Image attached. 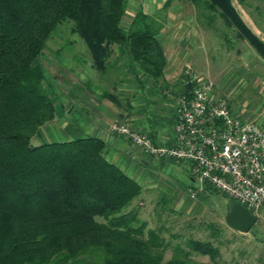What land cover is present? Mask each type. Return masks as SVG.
Here are the masks:
<instances>
[{"label": "trees", "instance_id": "obj_1", "mask_svg": "<svg viewBox=\"0 0 264 264\" xmlns=\"http://www.w3.org/2000/svg\"><path fill=\"white\" fill-rule=\"evenodd\" d=\"M127 1L0 0V264H231L218 261L209 241L172 246L162 222L150 228L140 220L143 188L106 161L100 138L32 142L56 114L36 62L63 24H71L102 77L119 47L155 86L163 84L160 37L173 0L153 15L137 10L123 27ZM190 1L210 27L219 17L264 60V40L232 0ZM193 255L210 262L194 263Z\"/></svg>", "mask_w": 264, "mask_h": 264}, {"label": "rangeland", "instance_id": "obj_2", "mask_svg": "<svg viewBox=\"0 0 264 264\" xmlns=\"http://www.w3.org/2000/svg\"><path fill=\"white\" fill-rule=\"evenodd\" d=\"M162 1L128 0L123 27L139 9L156 13L163 5ZM232 1L245 23L264 40V1L244 0L242 4L239 0ZM168 22L173 26L164 37L184 39L173 54L181 61L180 74L187 67L191 68L213 84L215 97L229 101L234 114L254 122L258 116L264 120V60L249 44L237 39V31L226 29L219 17L213 18L210 27L207 18L196 11L190 0H173L167 11ZM183 48H191V57L188 58ZM42 53L36 63L43 69L45 87L53 100L56 101L59 94L69 97V94L84 91L79 87L82 80L93 73L90 69L92 60L88 49L71 33V24L59 26ZM238 107L244 109V115ZM176 169L181 175L182 171ZM153 173L160 179L151 189H143L144 204L139 213L140 220L146 221L148 227L154 228L162 222L165 227L163 236L171 240L172 246L180 244L185 248L184 242L188 239L209 241L219 250V262L264 264V214L250 230V235L239 234L225 224L226 214L235 202L215 191L191 199L182 182L173 178L169 170H155ZM172 234H179L181 238L172 239ZM171 254L168 250L165 259ZM192 261L210 262L208 256L199 255H193Z\"/></svg>", "mask_w": 264, "mask_h": 264}, {"label": "crops", "instance_id": "obj_3", "mask_svg": "<svg viewBox=\"0 0 264 264\" xmlns=\"http://www.w3.org/2000/svg\"><path fill=\"white\" fill-rule=\"evenodd\" d=\"M142 11L149 15L155 14L144 8ZM172 26L169 22L166 23L160 37V44L167 61L162 85L155 86L152 79L145 75L128 56L120 54L119 47H114L109 73L102 77L91 63L90 69L95 76L90 73L82 80L83 85L81 84L79 89L84 91L80 90L81 93L74 95L68 92L69 97L59 94L57 100H53L56 108L54 119L39 128L38 135L32 139V142L38 145L41 142H62L96 136L105 143L102 154L106 161L116 165L137 181L143 189L149 190L154 187V182L160 178L153 172L163 169L169 170L173 178L182 182L188 190L192 186V180L185 165L165 160L156 161L143 154L127 139L110 131L114 123H127L146 132L157 145L168 147L174 143L176 95L182 91V84L181 61L173 57V54L179 50L184 39L164 37L165 32ZM183 51H187L188 58L191 57V48L189 50L183 48ZM238 108L244 115V109ZM250 118L254 119V117ZM254 120L264 126V120L260 116ZM177 167L182 171L181 175L176 172L177 169L174 170ZM211 191L212 189L206 188L200 195ZM262 214L264 207L255 216L259 220Z\"/></svg>", "mask_w": 264, "mask_h": 264}, {"label": "built area", "instance_id": "obj_4", "mask_svg": "<svg viewBox=\"0 0 264 264\" xmlns=\"http://www.w3.org/2000/svg\"><path fill=\"white\" fill-rule=\"evenodd\" d=\"M181 76L172 145H157L127 123H114L111 133L156 161L185 165L191 199L210 188L257 215L264 207V126L234 114L229 101L215 97L213 84L191 68Z\"/></svg>", "mask_w": 264, "mask_h": 264}, {"label": "water", "instance_id": "obj_5", "mask_svg": "<svg viewBox=\"0 0 264 264\" xmlns=\"http://www.w3.org/2000/svg\"><path fill=\"white\" fill-rule=\"evenodd\" d=\"M257 221V216L237 203L231 206L225 217V224L231 230L241 234L249 233Z\"/></svg>", "mask_w": 264, "mask_h": 264}]
</instances>
